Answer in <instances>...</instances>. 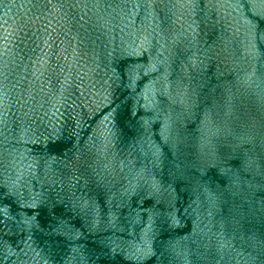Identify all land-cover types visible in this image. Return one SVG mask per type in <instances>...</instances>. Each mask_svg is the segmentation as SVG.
Instances as JSON below:
<instances>
[{"label": "water", "instance_id": "95a60500", "mask_svg": "<svg viewBox=\"0 0 264 264\" xmlns=\"http://www.w3.org/2000/svg\"><path fill=\"white\" fill-rule=\"evenodd\" d=\"M0 264H264V0H0Z\"/></svg>", "mask_w": 264, "mask_h": 264}]
</instances>
